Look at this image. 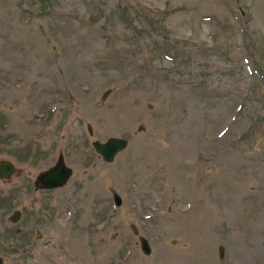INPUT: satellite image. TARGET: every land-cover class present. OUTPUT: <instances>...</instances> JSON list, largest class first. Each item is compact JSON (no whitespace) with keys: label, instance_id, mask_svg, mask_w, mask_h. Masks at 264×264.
Masks as SVG:
<instances>
[{"label":"rangeland","instance_id":"rangeland-1","mask_svg":"<svg viewBox=\"0 0 264 264\" xmlns=\"http://www.w3.org/2000/svg\"><path fill=\"white\" fill-rule=\"evenodd\" d=\"M258 59L264 0H0L3 264H264ZM59 152L70 178L31 203Z\"/></svg>","mask_w":264,"mask_h":264},{"label":"water","instance_id":"water-1","mask_svg":"<svg viewBox=\"0 0 264 264\" xmlns=\"http://www.w3.org/2000/svg\"><path fill=\"white\" fill-rule=\"evenodd\" d=\"M110 90H106L103 93V98L107 95ZM143 129L142 124H138L137 130ZM88 132L92 134L91 127L88 126ZM94 151L105 161L112 162L116 155L123 150H125L129 141L123 137L110 136L104 141L95 139L91 142ZM14 164L10 160L2 159L0 160V179H7L14 172ZM72 174V168L68 166L64 160L62 152H59L56 161L53 165L49 166L47 169L39 172L34 182L36 188H46L53 189L61 187L70 178ZM110 192L113 199L114 206H119L122 203L120 195L114 188H110ZM131 229L134 234L138 237V242L141 251L148 255L151 252V247L148 239L139 233L137 227L131 224ZM219 251L222 252V246L219 247ZM0 264H3V259L0 256Z\"/></svg>","mask_w":264,"mask_h":264},{"label":"flooded vegetation","instance_id":"flooded-vegetation-1","mask_svg":"<svg viewBox=\"0 0 264 264\" xmlns=\"http://www.w3.org/2000/svg\"><path fill=\"white\" fill-rule=\"evenodd\" d=\"M41 172V171H40ZM15 173V170H14V172L12 173V174H14ZM11 174V175H12ZM39 173H37V175H38ZM11 175H10V177H11ZM37 175H35V177L33 178V180H30L29 181V183H28V185L26 186V193L27 194H32L29 190H32L34 193H41L42 192V197H40L39 199L38 198H36V197H34L33 196V198H32V200H31V203H35L34 201H35V199H36V201H39V202H41V201H43L44 199H45V197L43 198V195H45L47 192H50V191H53V190H56L57 188H60V187H57V188H53V189H46V188H36L35 187V185H34V182H35V180H36V177H37ZM10 177H8L7 179H1V180H3V181H7V180H9L10 179ZM64 186V185H63ZM62 187V186H61ZM25 193V194H26ZM25 196V195H24ZM24 196H21L20 198H19V201L20 202H23V201H25V197ZM43 198V199H42ZM2 201H3V199H2V196H0V210H1V206H2ZM34 207V206H33ZM32 207V208H33ZM44 211H45V208H42ZM23 214H24V211H23V208L21 207V208H19L18 206H14L13 208H12V210H11V212H10V214L8 215V220L10 221V222H12L13 224H16V226L18 225V223L21 221V219H22V216H23ZM1 231V230H0ZM21 232V231H20Z\"/></svg>","mask_w":264,"mask_h":264},{"label":"trees","instance_id":"trees-1","mask_svg":"<svg viewBox=\"0 0 264 264\" xmlns=\"http://www.w3.org/2000/svg\"><path fill=\"white\" fill-rule=\"evenodd\" d=\"M257 67H258V70L263 73L262 77L264 78V66L259 62V59H258V62H257Z\"/></svg>","mask_w":264,"mask_h":264}]
</instances>
